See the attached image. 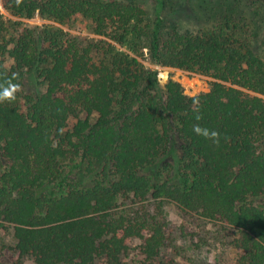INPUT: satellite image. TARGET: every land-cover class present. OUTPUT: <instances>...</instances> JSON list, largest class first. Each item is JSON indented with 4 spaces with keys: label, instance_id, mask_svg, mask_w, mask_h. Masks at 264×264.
Here are the masks:
<instances>
[{
    "label": "trees",
    "instance_id": "1",
    "mask_svg": "<svg viewBox=\"0 0 264 264\" xmlns=\"http://www.w3.org/2000/svg\"><path fill=\"white\" fill-rule=\"evenodd\" d=\"M0 5L18 19L87 20L95 35L132 54L0 13V84L35 85L26 113L0 103V231L12 229L19 257L126 264L121 257L137 239L141 264H151L166 241L163 207L173 203L235 230L238 264H264V61L239 40L237 26L164 32L160 16L112 1ZM138 58L214 82L189 97L171 79L161 87ZM195 124L217 131L218 143L195 134ZM174 134L177 156L162 164ZM67 157L83 165L76 174L63 170ZM127 199L139 208L119 209Z\"/></svg>",
    "mask_w": 264,
    "mask_h": 264
},
{
    "label": "rangeland",
    "instance_id": "2",
    "mask_svg": "<svg viewBox=\"0 0 264 264\" xmlns=\"http://www.w3.org/2000/svg\"><path fill=\"white\" fill-rule=\"evenodd\" d=\"M119 2L132 5L143 10L148 18L157 16L162 18L161 25L164 32L177 30L181 33L197 34L211 29L221 23L234 24L238 28L239 40L245 44L256 56L264 61V0H98ZM0 13L15 21H23L31 26L42 27L51 25L60 28L72 38L82 44L98 42L111 43L115 49L125 54H132L126 47H121L108 39L93 33V27L87 20L78 18L74 23L61 26L57 23L44 20L35 16L30 20L10 17L0 5ZM144 57H146L144 55ZM97 60V53L93 54ZM139 61L157 72V80L161 87L171 79L179 83L184 94L193 97L207 92L214 80L208 76L191 74L173 68H165L151 65L147 59ZM4 65L9 68L12 62L5 59ZM35 91V85L25 81L16 93L14 104L19 110L26 113L29 105L25 97ZM78 119H86L82 112ZM95 116L90 117L94 120ZM76 122L69 117L67 128L70 130ZM170 153L162 161V164L173 163L176 158L180 142L174 134L171 137ZM64 171L72 170L76 174L78 168L83 165L78 159L67 157L61 162ZM255 205H257L255 203ZM137 209L139 204L132 200L119 201V209ZM164 211L169 222L166 232L165 245L158 254V258L151 264H238L242 252L234 248L233 242L238 238L235 230L220 224L209 222L196 213L180 210L173 203H166ZM15 240L12 229L0 231V263L1 264H32L28 258L18 256L14 250ZM142 242L134 239L129 244V249L121 257L126 264L146 263L141 253ZM95 264H105L103 260H96Z\"/></svg>",
    "mask_w": 264,
    "mask_h": 264
},
{
    "label": "clouds",
    "instance_id": "3",
    "mask_svg": "<svg viewBox=\"0 0 264 264\" xmlns=\"http://www.w3.org/2000/svg\"><path fill=\"white\" fill-rule=\"evenodd\" d=\"M15 76V74H13ZM20 90V85L13 83L11 80L5 82V84H0V103L11 102L16 99V93ZM197 120L201 117L197 115ZM193 132L197 135L203 136L205 139H211L213 143H218L219 133L214 130H210L205 127H201L199 124L193 125Z\"/></svg>",
    "mask_w": 264,
    "mask_h": 264
}]
</instances>
